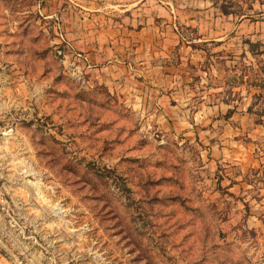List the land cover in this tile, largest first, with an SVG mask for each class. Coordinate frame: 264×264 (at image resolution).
Wrapping results in <instances>:
<instances>
[{
	"label": "rangeland",
	"instance_id": "obj_1",
	"mask_svg": "<svg viewBox=\"0 0 264 264\" xmlns=\"http://www.w3.org/2000/svg\"><path fill=\"white\" fill-rule=\"evenodd\" d=\"M60 1L0 0V264H264V0Z\"/></svg>",
	"mask_w": 264,
	"mask_h": 264
},
{
	"label": "trees",
	"instance_id": "obj_2",
	"mask_svg": "<svg viewBox=\"0 0 264 264\" xmlns=\"http://www.w3.org/2000/svg\"><path fill=\"white\" fill-rule=\"evenodd\" d=\"M259 46H260V49H257L256 51H253L251 53V55L256 59L257 62H261L262 69L261 68H259V69L262 71V70H264V68H263V65H264V59H263V56H264V45L261 44ZM261 47H262V49H261ZM250 81H251L250 83L254 86L255 89L264 90V77L255 76L252 80L250 79ZM229 113H232V110H229Z\"/></svg>",
	"mask_w": 264,
	"mask_h": 264
},
{
	"label": "crops",
	"instance_id": "obj_3",
	"mask_svg": "<svg viewBox=\"0 0 264 264\" xmlns=\"http://www.w3.org/2000/svg\"><path fill=\"white\" fill-rule=\"evenodd\" d=\"M61 1H65V0H61ZM60 1V2H61ZM86 1H89V0H86ZM177 1H186V0H173V2H174V4L175 5H177ZM191 1H194V0H191ZM203 1V3H205V0H202ZM50 2H53V0H50ZM172 2V3H173ZM190 2V1H189ZM189 2H187V4L189 3ZM202 3V4H203ZM61 6V5H60ZM46 7V6H45ZM172 7H173V5H172ZM43 9H45V8H43ZM190 10V9H189ZM194 11V10H193ZM193 11H192V13H193ZM197 12H200V10H198ZM46 16H49V15H46ZM170 30H172V29H170ZM197 31H198V35H200V37L198 38V39H196V41H202V42H206L205 40H207V39H210V40H212V41H218V40H220L221 39V36H218L219 34H218V32L215 30V29H210L209 31H210V34H213L214 35V37H212V38H209V37H206V34H208L207 32V30L205 29V31H204V29H197ZM217 34V35H216ZM202 38V39H201ZM168 44V43H167ZM167 44H164L163 46L164 47H167Z\"/></svg>",
	"mask_w": 264,
	"mask_h": 264
}]
</instances>
